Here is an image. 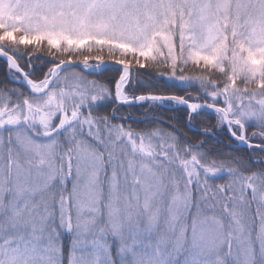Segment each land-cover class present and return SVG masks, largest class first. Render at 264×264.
<instances>
[{"label": "snow or ice", "instance_id": "obj_1", "mask_svg": "<svg viewBox=\"0 0 264 264\" xmlns=\"http://www.w3.org/2000/svg\"><path fill=\"white\" fill-rule=\"evenodd\" d=\"M105 49L122 66L114 96L75 71H108L102 54H84ZM41 54L52 66L33 78L18 61ZM0 58L27 87L0 88V264H264V167L245 174L204 140L100 114L110 100L175 103L189 122L207 109L264 153V0H0ZM134 66L198 84L204 102L130 97Z\"/></svg>", "mask_w": 264, "mask_h": 264}, {"label": "trees", "instance_id": "obj_2", "mask_svg": "<svg viewBox=\"0 0 264 264\" xmlns=\"http://www.w3.org/2000/svg\"><path fill=\"white\" fill-rule=\"evenodd\" d=\"M177 45L179 43L178 36L174 41ZM91 43V42H89ZM31 47V46H29ZM23 48V46H21ZM46 48V42L41 45V49ZM165 55H167V49H163ZM90 56L102 54L104 60L114 61L109 59L107 50L103 53L84 52ZM174 55H179V49L174 50ZM116 58H119V54L116 53ZM50 57L41 54V58L37 59L33 56L31 63H27V57L19 60L18 62L24 68L25 71H31L34 73L33 78H42V71H46L51 64H46L45 61ZM73 59L76 60L75 54ZM82 59V57H81ZM78 61V60H77ZM91 63H95V60L90 59ZM121 67H107L108 71L104 72H87L81 68H75V71L85 76L88 80H96L104 84L109 88L114 96L115 94V81L119 79ZM132 74L130 77V84L126 87V94L130 97L135 95H147V94H163V95H178V96H201L199 102H204L198 84H194L191 88H183L179 86V82L169 81L165 77L160 76L157 72H147L145 69H139L138 67L132 68ZM185 75H199V71H188ZM217 81L223 83V77L219 73L216 74ZM12 89L15 88L18 91L27 92V87L21 82L16 83L11 79L8 74L7 65L3 58H0V88L3 87ZM241 88L244 86L241 84ZM251 87V86H250ZM259 99V97H257ZM247 102V101H245ZM222 106V102H221ZM116 110L117 119L113 123H122L125 127H130L132 130L140 133L152 132L160 130L163 133L178 134L182 140H187L193 144L198 143L201 140L206 141L205 149L212 152L213 155L223 154L221 158L239 157L243 160L247 166L245 174H250L251 171H255L264 165L256 164L254 161L264 158V153L260 152L257 148H249L247 146L238 145L237 141L230 137L227 130H221L217 127V120L214 113L204 110L201 115L195 117L191 122L188 120L187 108L184 106H176L174 103L164 102L163 106L159 103H153L151 101H145L138 104L125 105L115 102L114 100L106 101L105 106L100 109V114L111 113ZM123 118V119H121ZM205 129L208 130L210 135H204ZM259 129L254 125H249L246 128V135L252 137L254 132H258ZM154 143H158V139H154ZM252 143L260 144L259 137H255L250 140ZM229 182V178L225 176L223 179L216 180V184H225ZM250 199V190L248 193ZM255 203L252 205V211H255ZM69 239L64 237V244L69 247ZM67 254V253H66ZM113 256H115V249H113ZM66 264V259H65Z\"/></svg>", "mask_w": 264, "mask_h": 264}, {"label": "water", "instance_id": "obj_3", "mask_svg": "<svg viewBox=\"0 0 264 264\" xmlns=\"http://www.w3.org/2000/svg\"><path fill=\"white\" fill-rule=\"evenodd\" d=\"M77 62H79V61H77ZM89 63L91 64L90 61H89ZM95 63H97V61H95ZM105 66H106V67H122V66H120V65H116V64L114 63V61H109V60H105ZM79 68H81V69H83L84 71H87V72H97V71H93L92 69H87V70H85L84 67H83V65H81ZM25 86H26V85H25ZM147 95H150V94H147ZM138 103H141V102H136V103H134V104H138ZM177 106H179V105H177ZM205 110H207V109H205ZM207 111H210V110H207ZM238 142H239V141H238ZM250 143L253 145V148H257V149H259L258 147H256V146L259 145V144L252 143V142H250ZM240 146H245V145L240 143Z\"/></svg>", "mask_w": 264, "mask_h": 264}, {"label": "rangeland", "instance_id": "obj_4", "mask_svg": "<svg viewBox=\"0 0 264 264\" xmlns=\"http://www.w3.org/2000/svg\"><path fill=\"white\" fill-rule=\"evenodd\" d=\"M175 104V103H174ZM237 143H238V145H240V142H238L237 141ZM254 206H256V204H254ZM63 239V242H64V237L62 238ZM71 244V241H69V245ZM113 258H114V256H113ZM117 258V257H116ZM116 258H114V259H116ZM66 264H67V261H66Z\"/></svg>", "mask_w": 264, "mask_h": 264}]
</instances>
